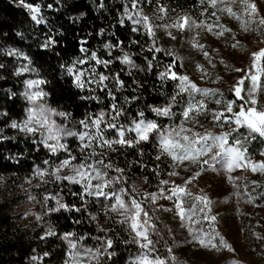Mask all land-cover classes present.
I'll return each instance as SVG.
<instances>
[{
  "label": "trees",
  "instance_id": "obj_1",
  "mask_svg": "<svg viewBox=\"0 0 264 264\" xmlns=\"http://www.w3.org/2000/svg\"><path fill=\"white\" fill-rule=\"evenodd\" d=\"M24 2L40 4L39 15L43 17L42 23L37 24L31 19V13L20 4V0H0V65L4 66L0 68V128H4L0 137H14L0 138V177L3 178L0 180V264H67L71 247L68 241L63 239L64 235L75 233L84 236V241L91 244L93 235L98 233L97 224L91 216L99 214L100 209L95 196L83 193V186L64 180L57 181L52 175L45 176L44 179L36 175L37 168L48 170L50 173L57 161L54 154L44 146L38 132L26 135L18 128L10 127L13 120L21 123L27 118L25 109L30 107V102L22 95L26 90L24 81L46 80L47 83L40 86L48 93V103L67 112L70 123H78L81 119L91 121L100 111L106 112L105 120L101 124L103 136L98 139H116L118 132L108 128L109 122L115 123L117 128H126L131 127L134 120H151L157 123L159 132L184 122L181 113L185 94L181 93L179 88L182 67L174 54L170 56L163 52H149L153 37L146 33L142 25L138 26L139 31H133L136 26H133L131 21L118 23L125 7L122 0ZM101 2L104 4L103 8L99 6ZM158 4H163L169 9L167 22H170L171 11L174 9L193 10L195 13L199 5L204 6L200 0H152V3L139 0L137 8L133 11L142 9L144 14L153 17L154 25H162L165 21L156 18L161 15L157 13ZM48 5L52 7L49 8ZM81 12L85 15L75 19ZM160 28L162 26L155 29V43L170 52L161 42L158 32ZM18 32L23 33V36L17 35ZM49 35L53 36L57 43L43 47ZM109 41L119 46L109 52L103 47ZM81 47L87 48L88 52H81ZM12 48L24 52L32 61L29 68L37 71L30 70L17 75L16 69L28 62L23 57L7 55L6 50ZM121 48L130 53L138 67L130 69L129 65L117 59L123 54ZM92 51L97 52L99 59L110 61L107 66L88 60ZM76 58H83L86 62L75 64L74 74H69L67 69L73 65ZM149 60L153 63L149 64ZM169 63L173 66L172 70L177 72V79L168 77L161 80L159 73L165 71V66ZM81 72L84 73L83 87H77L75 75ZM100 74L107 75L109 79L95 83ZM114 76H119L124 86L121 87L114 81ZM113 104L116 108L112 107ZM166 106H171L169 116H158L151 111L152 107ZM117 110L120 115L116 120H112ZM140 112L144 113L143 117H140ZM254 135L255 139L249 135L247 127H242L240 133L235 136V139L247 138V143L243 146L250 157H257L264 152V138L258 134ZM155 138L156 136L152 135L149 141L141 143L138 148L117 145L116 151L109 152L108 159L113 162L114 167L125 169L124 186L130 187L133 180L139 183L144 177H148L149 180L144 186L156 187L165 175L163 159L170 157L161 154ZM69 147L77 157L81 155L82 144L78 139L71 140ZM138 151H142L144 155L139 156ZM157 155L161 156L159 161L155 159ZM46 160L49 164L44 163ZM252 181L257 182L250 188L253 195L256 199L264 201L261 199L264 196V175L259 174ZM49 193L63 197V201L73 207L47 213V208L55 205V201H44V196ZM75 208L81 210L77 212ZM28 213L40 214L43 219L37 221L35 215ZM158 216V221L153 219V223L157 225L160 235L162 230L167 228L171 235L169 244L180 254H184L187 250L179 217L162 211H158ZM105 220L108 230L101 234L102 244L104 247L106 239H113L114 244L109 251L114 255L109 256L103 251L102 256L91 264H131V259L138 252V246L125 242L133 237L128 225L121 226L118 223L119 215L114 213ZM49 223L55 226V235H45V225ZM155 235L161 242L160 235ZM173 237L176 238L175 242Z\"/></svg>",
  "mask_w": 264,
  "mask_h": 264
},
{
  "label": "snow or ice",
  "instance_id": "obj_2",
  "mask_svg": "<svg viewBox=\"0 0 264 264\" xmlns=\"http://www.w3.org/2000/svg\"><path fill=\"white\" fill-rule=\"evenodd\" d=\"M125 7L122 15L118 19V23L124 24L125 20L131 21L133 26V31H139L138 26H143L146 33L153 37L152 43L149 45V52H163L166 55H173L172 52H167L164 48L158 47L155 43L157 27H163L167 34L172 38L176 39L172 35V29L186 30L193 25L196 27H201V24H196L195 21L191 19L188 15H182L177 18H174L171 22H167V13L169 9L163 4H158L157 19L165 21L162 25H154L152 23L153 17H150L143 13V10L133 11L137 8L139 0H122ZM149 3H152V0H148ZM213 7H216L217 0H209ZM224 2V0H221ZM201 3H204V0H201ZM242 7L247 14V19H243L236 12H234L231 6H228L225 3V7L222 9L228 14L235 17L237 20H240L244 30L247 31L250 25L259 24L264 26V17H261L258 21L256 17L259 15V7L255 0H241ZM20 4L29 10L31 13V19L37 24L43 22V17L40 16L41 6L40 4H26L24 0H20ZM130 5V7H129ZM101 8L104 7L103 2L99 5ZM49 8L52 5H48ZM215 16V13H213ZM75 19H78L76 17ZM207 30L212 31L213 26L207 25ZM224 31L231 32V29L224 28L223 31L218 32L217 35H223ZM62 34V33H61ZM103 34V30H101ZM19 36H23V33H17ZM57 40L49 35L46 42L42 45L43 47H48L49 45H55ZM83 43V42H82ZM133 43H139V41H133ZM193 46L200 49L203 52L205 57L209 56L208 51L204 49V46L199 44L195 38L192 41ZM119 45L113 44L112 41H109L103 45L105 49H108L109 52L114 47ZM232 47H239L240 42L236 40ZM81 52L87 53L88 49L81 47ZM122 56L117 57L118 60H122L124 64L132 67H138L129 52L123 51L121 48ZM7 55L23 57L24 60H27V64L16 69V74L28 72L27 69L32 63L31 59L19 52L18 49L12 48L6 50ZM88 60L95 61L96 63H101L107 66L110 61L101 60L98 58L96 51H92ZM86 61L83 58H76L72 66L68 67V73L74 74L75 64H83ZM224 61L221 60V63ZM149 64H152L153 61L149 60ZM3 65H0V68H3ZM172 64L169 63L165 66V71L159 73L161 80L170 77L172 80L177 79V72L172 70ZM197 68L204 72L203 65L197 64ZM251 69H255V72L252 73ZM37 71V70H34ZM95 71V69H93ZM234 71L240 74V78L237 79L233 84L229 85L228 91L234 92L235 97L240 98L239 106L236 107L237 101L235 99H225V94L219 89H207L199 87L195 82H192L187 75L179 76L180 81V92L189 94V102L187 106L183 109L181 115L184 120H188L193 112L197 115L202 114L208 109V105L205 102V99H199L195 101L194 93L203 92L205 97L212 96L214 103L216 105H222L221 109L214 110L212 112V118L218 124H221L222 127H227L228 125H234L231 129V132H221L215 134L210 131H206L204 134L194 133L192 136L186 135L184 133L190 131L181 126L179 132L169 131L167 135L160 133L159 134V148L161 154H166L171 158L172 161H175L176 164L172 165L173 171L169 172V176H179L180 173L176 171V165L188 164L189 166L194 165L195 169L192 172H189L187 176L184 177L183 181L177 184L174 181L170 180H160L156 186V191H142L141 185L146 184L149 180L148 177H144L139 183L135 180L131 182L130 187L124 186V173L125 169L121 167H115L113 162L109 161L105 163L103 159H92L93 156H99L100 153L93 151L92 155L85 158L83 163L76 162L77 157L75 155H69L64 158L60 164L56 165L54 169L49 173L48 170H41L37 168L36 175L41 179H44L45 176L52 175L55 177V180L68 181L74 185L83 184V193L87 195H95L96 197H111L115 200V203L109 202L105 207L102 203L101 212L107 213H117L121 219L118 223L123 226L128 225V230L134 233L130 241H125L126 243L138 244L142 253L137 256L136 264H166V261L160 258L151 259L149 253L154 250V244L156 243L151 238V233L155 232L157 235L160 233L157 230V225L153 223L152 217L149 215V212L145 210L143 202L153 205V211L156 210V204L159 200H168L173 201L174 208L169 207H160L162 212H173L175 210V215L179 217L181 221L187 219L189 225H191L192 217L196 215V212L202 214V219L209 222V231L205 232L201 229H193L189 226L188 231L192 234V239L201 246H210L213 249L219 250L217 245L213 243L217 237L221 244L224 247L231 249V246L227 244L224 240V237L219 234L216 230L215 222L217 221V216L212 215V200L209 196L201 194L194 196L193 199L200 203V207L197 209L193 206L192 210L186 209L184 205V197L191 196L192 193L188 191V186L193 182H196L197 179H202L208 171L217 173L220 170H223L228 173V179L233 182V185L236 189H239L241 186L237 183L238 180L244 179L245 183L243 185L245 195H247L246 203H254L253 197L248 194L247 188V178L246 177H233L231 174L236 169H250L253 173H259L264 175V160L253 161L247 156V149H243L242 145L247 143V138H237L235 140V145H230L229 140L232 133H240L242 127H247L249 135L255 139L254 134H258L259 137L264 138V110L260 108L261 102H264V48L251 52V62L249 65V73L247 77L244 74L243 68H235ZM131 74V73H129ZM84 75L81 72L79 75H75V82L77 87H83L82 76ZM109 77L104 74H100L98 79L94 81L95 83H100L102 81L108 80ZM113 80L116 81L121 87L124 86V82L120 80L119 76H114ZM250 82V83H249ZM47 83L44 79H27L24 81L26 85V90L22 95L29 101L35 102L41 97L45 96L43 91L32 90L36 89V85H43ZM247 91V96L245 97L243 93ZM15 95V93H11ZM215 95H219V99H215ZM115 99V97H113ZM173 103H175V97H173ZM247 105V107H245ZM113 108H116V105H112ZM27 112V118L21 123H17L15 120L11 122L10 127L18 128L22 132L28 133H37L39 132L42 137V142L46 148L52 153H57L59 150H64L67 152L68 145L63 141L64 137H75L83 145L81 149L93 147L95 141L98 138L103 136L101 132V124L104 122L107 115L106 112L100 111L98 116L89 120L81 119L78 121V124L83 127V131L74 130L68 127L67 124L58 123L54 117L67 118L68 113L65 111H57L53 108L47 107L43 104H40L38 107L34 106L31 108L25 109ZM151 111L155 112L158 116H169L171 114V106L166 107H152ZM231 114V115H228ZM7 115V113H4ZM120 115V111L117 110L116 114L112 116V120H116L117 116ZM140 117L144 116L143 112L139 113ZM133 128L129 131H134L136 134V140L126 139V134L123 126L117 128L115 123H108V128L116 129L118 132V138L116 139H101V147H106L111 151H116L115 145L120 147L128 148H138L140 142L148 141L150 139L149 134L152 133L155 129L158 128V125L154 121H145L140 119L139 122L135 120L132 122ZM38 129H43V131H38ZM183 141V142H182ZM139 156H143L142 151H138ZM264 156V153H261ZM157 161L161 159L160 155L155 157ZM88 160H91V163H88ZM45 164H49V161H44ZM118 174L112 179H108L109 173L105 169H113ZM62 169H69L70 174L62 175ZM158 173V169L156 170ZM3 178L0 177V180ZM93 181H99V183L93 184ZM253 186L257 184L256 181L251 182ZM171 184L170 187H168ZM104 189H110L108 192H105ZM79 195L80 193H75ZM236 195L239 196L240 192L236 191ZM141 197V200H138L137 197ZM130 197V199H126ZM33 200L35 197H31ZM175 198V199H174ZM264 199V196L261 197ZM44 201H55L54 206H49L47 208V213L60 212L62 209H69L70 206L68 203L63 201V197H59L56 194H46L44 196ZM143 201V202H142ZM80 208H75V211L79 212ZM35 215L37 221L43 219V216L36 213H28ZM93 220L97 219V216L93 214L91 216ZM199 223V221H197ZM183 226V225H181ZM171 231V229H169ZM46 236L55 235V232L48 231L45 233ZM69 236H75V233H66L63 237L65 240H69ZM175 237L173 241L175 242ZM69 244L72 249L76 248V243L72 240H69ZM114 240L109 238L104 241L103 251L106 252L109 256L114 255L110 252L109 249L113 247ZM169 253L172 252V249L169 247L166 249ZM102 249L96 248L95 250L91 248H86L87 252L93 259H97L101 254ZM70 257L73 258V264H82V259L80 253H75L70 251L68 253ZM173 262L176 261V257L171 256ZM231 264H239L238 261H232Z\"/></svg>",
  "mask_w": 264,
  "mask_h": 264
},
{
  "label": "rangeland",
  "instance_id": "obj_3",
  "mask_svg": "<svg viewBox=\"0 0 264 264\" xmlns=\"http://www.w3.org/2000/svg\"><path fill=\"white\" fill-rule=\"evenodd\" d=\"M201 1V0H200ZM259 7V15L256 17L257 21L264 17V0H255ZM225 3L228 6H231L239 16L243 19H247V14L245 13L241 0H217L216 7H213L209 0H204V6L199 5V8L195 11L193 10H180L174 9L171 11L170 22L179 16L188 15L191 17L196 24H201V27H192L186 30L172 29V35L176 39H172L167 31L162 27L158 29L159 37L161 42L164 43L170 52H172L179 60L182 67V74L187 75L192 82H195L199 87L207 89H219L225 94V99H235L237 101L236 107L239 106L240 98L235 97L234 92H229V85L233 84L237 79L240 78V74L234 71L235 68H243L244 74L247 77L249 73V65L251 62V52L264 48V26L259 24L250 25L248 30L245 31L244 27L240 20H237L232 15L228 14L222 9L225 7ZM215 13V16L213 15ZM207 25H212L213 30L208 31ZM224 28L231 29V32L224 31L223 35H217L218 32L223 31ZM204 46V49L208 51L209 56L205 57L203 52L193 46V39ZM238 40L240 42L239 47H232L231 45ZM221 60L224 62L221 63ZM197 64L203 65L204 72H201L197 68ZM252 73L255 72V69H251ZM250 83V82H249ZM180 85V83H179ZM37 90L30 89L29 91ZM39 90H42L39 86ZM43 91V90H42ZM185 94V103L184 108L189 102V94ZM247 96V91L243 93ZM195 101L199 99H205L208 109L200 115L193 112L191 117L188 120H184L180 125L174 128H167L164 132H159L155 129L152 133L149 134V137L152 135L156 136L155 140L158 143L159 148V134L163 133L168 134L169 131L179 132L181 126L190 131L184 133L186 135L192 136L194 133L204 134L206 131L219 134L221 132H231V129L234 125H228L227 127H222L221 124H218L212 118V112L217 109H221L222 105H216L212 96L205 97L204 93H194ZM219 95H215V99H219ZM44 104L47 107L53 108L57 111H61L48 103L47 97H41L35 102H30V107L39 106ZM247 107V105H245ZM183 108V109H184ZM260 108L264 110V102H261ZM231 115V114H228ZM58 123L67 124L69 128L83 131L84 129L78 123H70L68 118L54 117ZM146 121V120H145ZM136 122H139L136 121ZM147 122V121H146ZM131 127L124 128L126 139L136 140V134L134 131H129ZM39 133V132H38ZM118 134V133H117ZM235 136L236 133L231 134L229 140L230 145H235ZM42 138V137H41ZM78 139L75 137H64L63 141L68 145V150H59L57 153H53L57 165L69 155H75L72 148L69 147L70 141ZM106 139V138H103ZM150 140V139H149ZM148 140V141H149ZM146 141L140 142L143 143ZM183 142V141H182ZM117 145L114 147L116 148ZM83 148V145L81 149ZM242 148L244 146L242 145ZM80 149L81 155L77 157L76 162L83 163L85 158L92 155L93 151L100 153L99 156H93L92 159H103L105 163L109 162L108 155L111 151L106 147H101V140L97 139L93 147L84 148L83 151ZM264 153V152H263ZM247 154V153H246ZM253 160H264V156L259 155L257 157H250ZM91 160H88V163H91ZM165 164L163 167L166 170L165 175L161 180H170L174 181L177 184L181 183L185 176L189 172L194 171L195 166H189L188 164L176 165V171L180 173L177 176H169L168 173L173 171L172 165L176 164L175 161H172L171 158L163 159ZM115 168V167H114ZM113 169H105L109 175L108 179H112L118 174ZM51 172V171H50ZM62 175L70 174L69 169H62ZM233 177H246L248 188L247 192L250 194L254 203H246L247 195H245L243 185L245 183L244 179L237 181L240 184V188L236 189L233 185V182L228 179V173L220 170L217 173L208 171L202 179H197L196 182H193L188 186V191L192 193L191 196H185L184 207L188 210H192L193 206L197 209L201 206L198 201L193 199L194 196L205 194L209 196L212 200V215L217 216V221L215 222L216 230L221 236L224 237V240L228 245L231 246V249L224 247L219 237H217L213 243L217 245L219 250L213 249L210 246H201L192 239V234L188 231L189 226L193 229H203L205 232L209 231V222L202 219V214L199 211L196 212V215L192 217L191 225H189L187 219L181 221L180 225L181 230L184 235L185 247L187 250L184 254H180L179 251L175 248L173 249L169 242L171 241V235L168 232V229H163L160 237L162 241L156 239L155 232L151 233V238L156 242L154 244V250L149 253L151 259L160 258L166 261V264H231L232 261H238L239 264H264V201L256 199L253 195L251 188V181L255 179L259 173H253L250 169H236L231 174ZM99 183V181H93V184ZM83 186V184H80ZM171 184L168 186L170 187ZM110 189H104L105 192H108ZM142 191H156V187L153 186H144L141 185ZM236 191L240 192V195H236ZM95 196V195H93ZM99 207V214H95L97 219L94 222L97 224L98 233L93 235L91 239V244H87L84 239V236H69V240H72L76 243V248L72 249V252L80 253L82 264H91L93 261L98 260L103 254V237L102 232L108 230V224L105 220L106 217H109L112 212H101L102 203L106 207L109 202L115 203V200L111 197H96ZM130 199V197L126 198ZM138 200H141V197H137ZM175 199V198H174ZM143 202V201H142ZM30 203H28V206ZM143 206L146 211L149 212V215L152 219L158 221V211L160 207H169L174 208L173 201L168 200H159L156 204V210L153 211V205L143 202ZM175 214V210L171 212ZM102 214V215H101ZM118 215L117 213H114ZM121 217L119 216V219ZM199 221V223H197ZM169 233L168 236L166 234ZM134 235V233H132ZM69 240L68 243H69ZM137 254L131 259V264H136V258L139 256L142 251L139 245ZM71 247V245H70ZM171 248L172 252L169 253L166 249ZM86 248H91L95 250L96 248H101V254L97 259H93L91 255L85 252ZM108 255V254H107ZM176 257V261L173 262L171 256ZM67 264H73V258L69 257Z\"/></svg>",
  "mask_w": 264,
  "mask_h": 264
},
{
  "label": "clouds",
  "instance_id": "obj_4",
  "mask_svg": "<svg viewBox=\"0 0 264 264\" xmlns=\"http://www.w3.org/2000/svg\"><path fill=\"white\" fill-rule=\"evenodd\" d=\"M85 15V13H83V12H81L80 13V15L78 16V19H80L81 17H83ZM19 52H21L20 50H18ZM23 54H25L24 52H22ZM26 55V54H25ZM34 71L35 69H30L29 67H28V69H27V71ZM39 86L40 85H36L35 87H36V89H38L39 90ZM39 91H42V90H39ZM44 92V91H43ZM45 93V96L46 95H48V93H46V92H44ZM44 105V104H43ZM38 131H43V129H38ZM4 132V128H0V133H3ZM26 135L27 134H32V133H28V132H24ZM0 138H2V139H14V137H7V136H4V137H0ZM7 158V157H6ZM45 228H46V232H48V231H53V232H55V226L53 225V224H51V223H49V224H47V225H45Z\"/></svg>",
  "mask_w": 264,
  "mask_h": 264
}]
</instances>
